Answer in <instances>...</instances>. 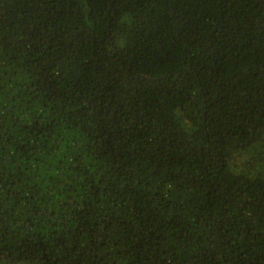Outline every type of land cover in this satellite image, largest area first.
Masks as SVG:
<instances>
[{
    "label": "trees",
    "instance_id": "16d2710c",
    "mask_svg": "<svg viewBox=\"0 0 264 264\" xmlns=\"http://www.w3.org/2000/svg\"><path fill=\"white\" fill-rule=\"evenodd\" d=\"M0 264H264V0H0Z\"/></svg>",
    "mask_w": 264,
    "mask_h": 264
}]
</instances>
